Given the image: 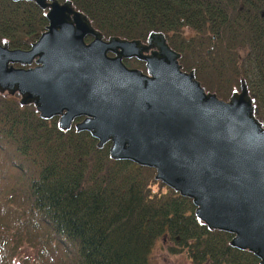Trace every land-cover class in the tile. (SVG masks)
I'll return each instance as SVG.
<instances>
[{
  "label": "trees",
  "instance_id": "obj_1",
  "mask_svg": "<svg viewBox=\"0 0 264 264\" xmlns=\"http://www.w3.org/2000/svg\"><path fill=\"white\" fill-rule=\"evenodd\" d=\"M70 1L103 38L163 33L181 69L219 99L243 80L264 127V0ZM45 12L0 0V43L27 49L45 29ZM108 148L0 94V264L21 246L35 252L28 264H149L159 237L190 264H259L229 245L232 234L200 222L191 200L155 180L152 168L112 160Z\"/></svg>",
  "mask_w": 264,
  "mask_h": 264
},
{
  "label": "water",
  "instance_id": "obj_2",
  "mask_svg": "<svg viewBox=\"0 0 264 264\" xmlns=\"http://www.w3.org/2000/svg\"><path fill=\"white\" fill-rule=\"evenodd\" d=\"M24 1L45 9L47 24L27 49L0 43V94L108 143L112 160L152 168L209 230L264 264V127L244 81L219 99L181 69L163 33L104 39L70 0Z\"/></svg>",
  "mask_w": 264,
  "mask_h": 264
},
{
  "label": "rangeland",
  "instance_id": "obj_3",
  "mask_svg": "<svg viewBox=\"0 0 264 264\" xmlns=\"http://www.w3.org/2000/svg\"><path fill=\"white\" fill-rule=\"evenodd\" d=\"M125 64V62H124ZM168 243L159 237L155 240L149 253V264H190V261L181 254H170L167 252ZM35 257L32 248L21 246L10 260L11 264H28Z\"/></svg>",
  "mask_w": 264,
  "mask_h": 264
},
{
  "label": "flooded vegetation",
  "instance_id": "obj_4",
  "mask_svg": "<svg viewBox=\"0 0 264 264\" xmlns=\"http://www.w3.org/2000/svg\"><path fill=\"white\" fill-rule=\"evenodd\" d=\"M87 40H89V38ZM141 42H145V40L144 41H141ZM133 61L134 62H139V63L143 64V62H141V61H139V60H137L135 58H126V59H123V63L125 62V64H126V62H129V63L132 62V63H134Z\"/></svg>",
  "mask_w": 264,
  "mask_h": 264
},
{
  "label": "bare ground",
  "instance_id": "obj_5",
  "mask_svg": "<svg viewBox=\"0 0 264 264\" xmlns=\"http://www.w3.org/2000/svg\"><path fill=\"white\" fill-rule=\"evenodd\" d=\"M43 10H45V9H43Z\"/></svg>",
  "mask_w": 264,
  "mask_h": 264
}]
</instances>
